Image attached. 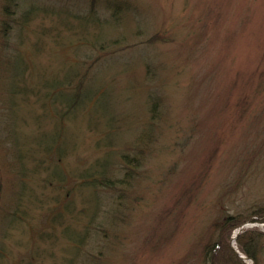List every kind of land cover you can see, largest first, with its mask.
Here are the masks:
<instances>
[{
  "label": "rangeland",
  "instance_id": "1",
  "mask_svg": "<svg viewBox=\"0 0 264 264\" xmlns=\"http://www.w3.org/2000/svg\"><path fill=\"white\" fill-rule=\"evenodd\" d=\"M91 1L0 0V31L3 24L10 25L2 36L9 37L10 46L4 48L0 42L4 65L12 54L24 60L23 52L30 60L34 86L45 91L57 88L74 69L80 85L89 83L88 95L82 96L72 119L66 118L63 132L55 130L54 120L51 125L48 117L37 114L34 105L17 99L8 122L10 140L15 149L27 151L29 162L43 155L41 148L59 144L69 152L64 168L72 176L84 159L82 167L87 168L104 154L106 147L98 142L108 131L116 135L103 142L109 145L112 139V145L120 146L110 147L115 156L149 129L154 141L120 206H114L118 192L97 188L101 209L108 214L106 242L90 236L81 246L74 245L70 238L77 226L81 228L80 214L69 215L64 209V217L50 222L51 213L62 205L52 197L61 189L54 191L50 184L40 213L29 215L30 225L1 229L8 234L2 244L7 254L3 264H25L23 255L31 257L28 264H69L72 257L75 264H89L86 249L105 254L98 264H211L219 256L212 259L204 250L221 237L214 228L219 219L236 216L251 223L246 229L264 233V0H97L95 11L102 17H109L116 4L125 12L120 27L106 29L107 37H100L106 41L96 45L110 49L98 59L94 57L99 52L86 44L76 51L75 46L93 44L97 37L93 32L87 35V28L56 40L59 29L67 30L56 9L86 15ZM118 32L124 37H112ZM156 33L164 36L151 37ZM82 36L86 41H79ZM71 43L76 44L71 48ZM76 83H63L64 91ZM101 86L103 92L93 95ZM62 95L60 102L66 99ZM153 100L158 108L151 124L148 109ZM135 146L128 149L130 154L139 153ZM42 176L46 181L45 172ZM9 178L2 171L5 186ZM37 178L28 184L30 206L39 205ZM71 180V196L62 203L75 196L67 210L83 203L91 213L97 206L94 190L76 187L77 179ZM63 220L68 231L58 233L53 225ZM49 231L55 235L40 239ZM234 231L228 242L224 240L235 251ZM257 256V263L264 264V245Z\"/></svg>",
  "mask_w": 264,
  "mask_h": 264
},
{
  "label": "trees",
  "instance_id": "2",
  "mask_svg": "<svg viewBox=\"0 0 264 264\" xmlns=\"http://www.w3.org/2000/svg\"><path fill=\"white\" fill-rule=\"evenodd\" d=\"M97 0L91 1V9L88 11L86 15H73L68 14L64 9H56L57 13L62 18L58 17L59 20L63 21L67 26V30L59 29L57 33L56 40L60 41L61 37H73L77 35L76 29L79 27L87 28L85 33L88 35L90 32L96 33V38L94 39L93 44L82 43L78 46H75L76 51H80L83 48V45L89 46L92 50H96L99 53L94 57L96 59L102 56V51L105 49H110L109 47H103V45H96L101 41H106L105 39H100V37H107L106 29L117 30L120 27L124 20L123 14H125L122 5L116 4L114 9L112 10V14L109 17H102L98 15L95 11V5ZM34 8V12L37 11ZM53 9V8H52ZM72 18V19H71ZM76 19V23L71 22V20ZM3 30L0 31V42L1 45L5 47H9V43L7 42L9 37H2L5 33L8 32L10 25L8 23L3 24ZM96 28V30H95ZM120 32V31H119ZM112 37H124L119 36L120 33ZM163 33H156L151 37H163ZM82 40L84 36L78 37ZM12 39V37H10ZM17 40H22V37H16ZM122 40L124 38H121ZM152 40V41H151ZM150 41L153 42V39ZM78 41V40H77ZM76 43H80V42ZM74 43V44H76ZM73 43L68 44L71 48L73 47ZM119 44H114L112 47L118 46ZM122 45V44H120ZM1 48V46H0ZM25 59L21 60L17 55H13V58H9L5 65L3 64L4 57L3 54L0 53V177L2 176V171H5L10 175L8 179V183L6 187L2 180H0V251L4 250V242L7 240L6 235L1 229L9 228L10 230L16 227L18 224L30 225L28 221L29 215L34 212L40 213V210L43 207V203L45 198L44 190L48 189V185H52V190L61 189L60 193L56 191L52 194L54 196L53 200L57 204H62L61 209L58 211H53L50 216V222L52 219H58L59 217H64L65 213L63 210L65 209L66 213L80 214V220L77 221V225L81 224V228L78 226L75 229V232L71 236L70 240L74 242V245L81 246L85 240L88 241L90 236H94L98 242L104 243L109 238L108 232L106 230L109 225L107 222L108 215L105 209H101L100 200H99V191H97L98 187L102 190L105 189L106 192H118V200L115 201L117 203L114 206H120L123 202L124 196H129L128 191L132 188V180H136V178L140 175L139 170L143 163L145 162V158L147 155V151H149V146L153 143V129H149L147 132L142 133L139 137H137L131 145H128L124 152L121 151L117 156H115L116 150L110 147H120L117 143L114 142L112 145V139H109V145H105L103 139L106 137L112 136L115 137L111 131H108L103 139L98 142L99 147H106L104 154L100 156V158L93 159L87 168H84V160L82 164L78 167V173L72 176L70 172H66L64 168V160L66 155L69 152L66 150H62L59 144H56L54 147L50 149H42L43 155L39 158L35 156L29 162L27 151H22L21 149H15L10 138V131L8 122L11 120V111L17 105V99H20L22 102H27L35 106L37 114L42 117L49 118L47 120L51 124L52 120L56 122L54 124L55 130H60L63 132L68 126V120L66 118H70V114L73 112L76 106L81 105L80 101L83 95H88L87 87L89 83L85 86L81 84V79H78L79 74H77V70H71L67 74L69 75L65 81H59V85L57 88L49 87L46 91L34 86L31 78L32 74L30 71V60L26 58V55L21 52ZM82 54V53H81ZM20 56V54H18ZM83 55V54H82ZM17 56V57H16ZM16 57V58H15ZM87 59H91V55H86ZM76 64L84 66L86 61H78ZM81 72V71H80ZM77 79L75 80V78ZM83 79H86V73L82 74ZM89 78V77H88ZM87 78V79H88ZM77 81L76 85L73 87V91L68 89L64 91V84L71 83V81ZM64 83V84H63ZM103 86L99 87L93 95L101 94L100 92ZM101 89V90H100ZM63 91V92H62ZM71 91V95L68 92ZM63 94V95H62ZM65 96L66 99L60 102L58 96ZM91 95V96H93ZM61 96V97H62ZM153 99V98H152ZM158 99V98H156ZM159 100V99H158ZM150 108L148 109L149 114L151 115L150 122L154 123L157 118V103L153 100L150 103ZM56 117L58 120L52 118ZM72 119V118H70ZM52 125V124H51ZM45 131L46 125L40 126ZM104 131V130H103ZM101 132V131H100ZM119 136V135H118ZM136 143V146L133 148L134 151L139 152L137 155L130 154L128 149L130 146H133ZM17 146V144H16ZM18 147V146H17ZM110 149V150H109ZM116 160L119 166V173L113 172L112 168L116 164ZM63 164V165H62ZM69 166V165H68ZM55 168L59 170V172H55ZM42 172L46 173V182L45 178L42 176ZM117 174V175H116ZM119 174V175H118ZM38 175V184L40 189V195H36V201H39V205L35 203L30 206L28 199L26 198V193L28 190V184ZM116 176V177H115ZM79 182L76 187L88 186L95 192L96 199V208H94L91 213L86 212V208L82 203V206L75 208L73 211L67 210L68 205L73 203L75 196L71 199H67L63 204L62 201L68 196H71V188L67 187L70 181ZM5 187V188H4ZM74 187V186H73ZM74 187V188H76ZM66 188V191L63 192V189ZM74 193H75V189ZM71 191V192H70ZM7 192V193H5ZM29 198V197H28ZM102 211V212H101ZM49 213V211H48ZM112 214V213H111ZM34 216V215H32ZM115 215L111 220V225L114 224ZM119 218V217H118ZM245 222L244 219L238 218L236 216L226 215L224 218L219 219L214 223V228L218 229L221 232V237L214 242L210 243L205 248V254H212L218 258H215L211 261V264H246L243 259H241L238 254L230 247L227 242L230 240L233 230L239 227L241 224ZM264 222V221H263ZM104 225V227H103ZM67 224L63 220V222H59L58 224H54L53 228H58V233H62L64 231H68ZM56 231V230H54ZM57 232V231H56ZM50 233V234H49ZM57 233V234H58ZM47 234V235H43ZM51 235H55L51 233V231L42 233L39 237L40 239H44L46 236L50 238ZM67 237V236H66ZM52 238V237H51ZM69 238V237H68ZM3 244V245H2ZM238 250L245 254L249 258H253L257 263L258 253L262 252V248L264 245V233L261 231L247 229L244 230L237 238L236 241ZM86 261L89 264H98L99 261L104 262L105 254L102 251L100 253L91 254L90 250L86 249ZM6 253L3 251L0 252V264L4 263ZM30 256L23 255L22 260L26 261L25 264H28V258ZM31 258V257H30ZM75 257L68 259L69 264H75ZM213 262V263H212Z\"/></svg>",
  "mask_w": 264,
  "mask_h": 264
},
{
  "label": "bare ground",
  "instance_id": "3",
  "mask_svg": "<svg viewBox=\"0 0 264 264\" xmlns=\"http://www.w3.org/2000/svg\"><path fill=\"white\" fill-rule=\"evenodd\" d=\"M239 231H240L239 229H236L234 231V233H233V239H235V237H236V235L238 234ZM249 262H250V264H252V261H249Z\"/></svg>",
  "mask_w": 264,
  "mask_h": 264
},
{
  "label": "water",
  "instance_id": "4",
  "mask_svg": "<svg viewBox=\"0 0 264 264\" xmlns=\"http://www.w3.org/2000/svg\"><path fill=\"white\" fill-rule=\"evenodd\" d=\"M238 254H239V253H238ZM239 256H240L242 259H246V257L243 256V255H241V254H239Z\"/></svg>",
  "mask_w": 264,
  "mask_h": 264
}]
</instances>
